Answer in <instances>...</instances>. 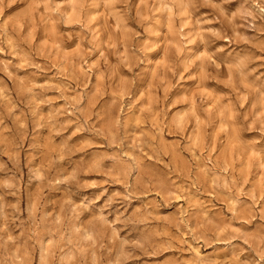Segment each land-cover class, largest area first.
Here are the masks:
<instances>
[{"label": "rangeland", "instance_id": "374dc122", "mask_svg": "<svg viewBox=\"0 0 264 264\" xmlns=\"http://www.w3.org/2000/svg\"><path fill=\"white\" fill-rule=\"evenodd\" d=\"M0 264H264V0H0Z\"/></svg>", "mask_w": 264, "mask_h": 264}, {"label": "bare ground", "instance_id": "6f19581e", "mask_svg": "<svg viewBox=\"0 0 264 264\" xmlns=\"http://www.w3.org/2000/svg\"><path fill=\"white\" fill-rule=\"evenodd\" d=\"M42 258V257H41ZM45 258H42V260L44 261Z\"/></svg>", "mask_w": 264, "mask_h": 264}]
</instances>
